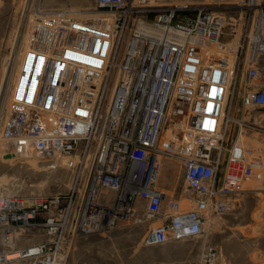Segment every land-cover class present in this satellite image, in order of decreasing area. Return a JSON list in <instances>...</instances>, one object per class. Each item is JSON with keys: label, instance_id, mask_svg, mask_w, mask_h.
<instances>
[{"label": "built area", "instance_id": "1", "mask_svg": "<svg viewBox=\"0 0 264 264\" xmlns=\"http://www.w3.org/2000/svg\"><path fill=\"white\" fill-rule=\"evenodd\" d=\"M94 2L88 12L37 13L31 24L4 153L67 157L73 170L65 191L0 189V264H65L78 236L140 221L139 198L145 220L161 219L148 243L200 237L254 173L230 137L231 123L249 118L230 106L239 80L246 113L264 109V0ZM166 159L183 168L189 208L162 180ZM35 228L43 237L31 241Z\"/></svg>", "mask_w": 264, "mask_h": 264}, {"label": "rangeland", "instance_id": "2", "mask_svg": "<svg viewBox=\"0 0 264 264\" xmlns=\"http://www.w3.org/2000/svg\"><path fill=\"white\" fill-rule=\"evenodd\" d=\"M94 6V0H0V189L18 194L67 190L73 170L71 159L60 158L57 164L38 159L31 165L24 159L7 157L1 130L29 46L28 35L34 16L56 10L88 12ZM240 9L232 8L229 14L238 16ZM232 37L223 34L221 39L229 41ZM211 40L217 41V37ZM239 87L238 80L230 113L249 121L240 128V122L234 120L230 137H235L234 141L244 150L247 148L255 165L252 177L231 195L233 207L213 213L214 223L202 236L167 243L146 241L153 223L161 219L121 220L111 230L75 238L69 245L65 264H264V109L254 108L247 110L251 115L246 113ZM165 162L172 163L173 171L178 168L172 185L177 188L170 193L187 203L186 195L190 192L183 168L175 159ZM27 233L31 241L43 237L37 228ZM208 245L216 247V255L207 254Z\"/></svg>", "mask_w": 264, "mask_h": 264}, {"label": "bare ground", "instance_id": "3", "mask_svg": "<svg viewBox=\"0 0 264 264\" xmlns=\"http://www.w3.org/2000/svg\"><path fill=\"white\" fill-rule=\"evenodd\" d=\"M216 35H211V36H209L210 38H214ZM217 37V36H216ZM10 157H13V158H16V159H24L25 161H28L31 165L33 164V163H36V162H38L39 160L36 158V157H34V155H32L31 153H23L22 155H18V156H16V155H11ZM171 165H172V163H167V162H165L164 163V168H163V170H162V180H164V184L166 185V187L168 188V189H170V190H175L177 187H175V188H172V185H173V180H174V177L176 176V174H177V167H176V170L175 171H173L172 170V167H171ZM180 200V199H179ZM186 200H187V203H182V201L180 200V203H181V205H182V207L183 208H189L191 205H192V203L190 202V200L189 199H187L186 198ZM138 202H140L139 203V207H138V220H140V221H143L144 219H146V215H145V213H144V204H145V199H143V198H139L138 199ZM143 208V209H142ZM136 215H137V212H136ZM212 214H210L209 216H208V227L212 224V223H214V221H213V216H211ZM155 223H153V225H154ZM211 227V226H210ZM208 229V228H207Z\"/></svg>", "mask_w": 264, "mask_h": 264}, {"label": "water", "instance_id": "4", "mask_svg": "<svg viewBox=\"0 0 264 264\" xmlns=\"http://www.w3.org/2000/svg\"><path fill=\"white\" fill-rule=\"evenodd\" d=\"M6 156H7V157H9V156H11V154H10V153H8V154H6Z\"/></svg>", "mask_w": 264, "mask_h": 264}]
</instances>
